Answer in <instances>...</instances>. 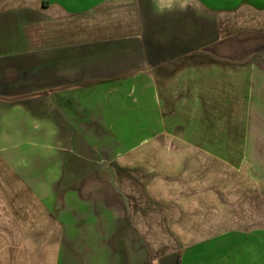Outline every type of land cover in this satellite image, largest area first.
<instances>
[{
  "label": "crops",
  "instance_id": "obj_1",
  "mask_svg": "<svg viewBox=\"0 0 264 264\" xmlns=\"http://www.w3.org/2000/svg\"><path fill=\"white\" fill-rule=\"evenodd\" d=\"M264 264V0H0V264Z\"/></svg>",
  "mask_w": 264,
  "mask_h": 264
},
{
  "label": "water",
  "instance_id": "obj_2",
  "mask_svg": "<svg viewBox=\"0 0 264 264\" xmlns=\"http://www.w3.org/2000/svg\"><path fill=\"white\" fill-rule=\"evenodd\" d=\"M158 264H180V254L171 253L158 259Z\"/></svg>",
  "mask_w": 264,
  "mask_h": 264
}]
</instances>
